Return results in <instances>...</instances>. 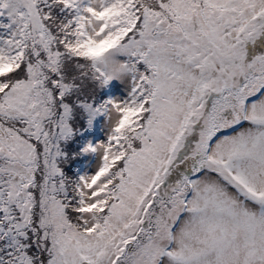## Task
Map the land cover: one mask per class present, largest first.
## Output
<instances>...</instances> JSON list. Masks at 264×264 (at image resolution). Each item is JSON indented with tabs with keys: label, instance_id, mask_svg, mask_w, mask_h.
Listing matches in <instances>:
<instances>
[{
	"label": "snow or ice",
	"instance_id": "1",
	"mask_svg": "<svg viewBox=\"0 0 264 264\" xmlns=\"http://www.w3.org/2000/svg\"><path fill=\"white\" fill-rule=\"evenodd\" d=\"M0 17V264H264V55L247 51L264 0H0ZM85 115L106 142L69 179L61 142Z\"/></svg>",
	"mask_w": 264,
	"mask_h": 264
},
{
	"label": "rangeland",
	"instance_id": "2",
	"mask_svg": "<svg viewBox=\"0 0 264 264\" xmlns=\"http://www.w3.org/2000/svg\"><path fill=\"white\" fill-rule=\"evenodd\" d=\"M0 23H8L5 17H0ZM6 32L3 28H0V38H6ZM248 51V59L255 55H264V37H260L256 40L255 43H249L247 45ZM120 60H124V57H118ZM129 90V80L123 79H116L112 80L107 84V93L105 96V101L107 100H114L117 102L123 101L127 97V93ZM104 101V102H105ZM108 133V128L106 125V118L104 116H97L91 127L86 126L85 136L83 138V145L82 148L84 149L89 144L92 146H96L100 143L106 142V137ZM82 149V150H83ZM84 160L80 166H77V176L75 179L84 176L86 174H92L94 171L95 164L97 162V156L94 153H85Z\"/></svg>",
	"mask_w": 264,
	"mask_h": 264
},
{
	"label": "trees",
	"instance_id": "3",
	"mask_svg": "<svg viewBox=\"0 0 264 264\" xmlns=\"http://www.w3.org/2000/svg\"><path fill=\"white\" fill-rule=\"evenodd\" d=\"M107 93V85L99 88L95 92L94 105H98L105 101ZM87 126V116L79 120L78 131L68 140L61 142V151L66 154V163L62 165L66 176L69 179H75L77 176V166H80L84 160L83 154V138L85 136ZM77 179V178H76Z\"/></svg>",
	"mask_w": 264,
	"mask_h": 264
}]
</instances>
